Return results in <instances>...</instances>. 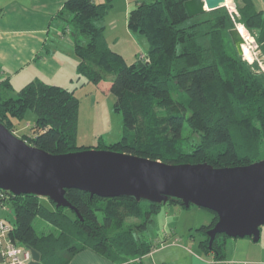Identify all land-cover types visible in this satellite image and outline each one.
<instances>
[{
  "label": "trees",
  "instance_id": "obj_1",
  "mask_svg": "<svg viewBox=\"0 0 264 264\" xmlns=\"http://www.w3.org/2000/svg\"><path fill=\"white\" fill-rule=\"evenodd\" d=\"M184 1L142 0L129 9L128 28L146 36L149 45L130 63L103 37L106 2L64 0L58 12L75 36L77 79L97 84L111 76L106 82L123 122L117 141L79 145L78 97L72 89L38 78L15 96L0 94V123L13 131L12 118L31 110L33 135L21 138L50 153L96 147L170 164L206 162L214 167L264 160V73L256 60L237 53L228 33L235 23L225 6L189 17ZM237 11L235 20L250 31L264 55V13L251 0H243ZM206 15L212 17L201 19ZM82 35L88 40L80 42ZM0 85L11 87L7 80ZM0 192L6 195L1 204L10 203L13 209L9 236L37 252L42 264H68L83 249L111 263L127 262L153 248L144 232L162 205L185 207L172 197L165 203L133 196L90 197L69 188L64 196L75 211L36 194ZM216 220L213 212L212 220L197 230L205 233L200 246L222 258L226 235L218 234L211 247L206 235Z\"/></svg>",
  "mask_w": 264,
  "mask_h": 264
},
{
  "label": "water",
  "instance_id": "obj_2",
  "mask_svg": "<svg viewBox=\"0 0 264 264\" xmlns=\"http://www.w3.org/2000/svg\"><path fill=\"white\" fill-rule=\"evenodd\" d=\"M225 0H185L189 17L225 6ZM239 55L246 41L237 26L228 30ZM93 195L133 196L165 203L169 197L215 212L206 232L208 246L218 234L259 237L264 225V160L246 165L214 167L203 163L170 164L127 152L83 148L50 153L27 143L0 123V189L13 195L36 194L56 206L76 209L65 190Z\"/></svg>",
  "mask_w": 264,
  "mask_h": 264
},
{
  "label": "crops",
  "instance_id": "obj_3",
  "mask_svg": "<svg viewBox=\"0 0 264 264\" xmlns=\"http://www.w3.org/2000/svg\"><path fill=\"white\" fill-rule=\"evenodd\" d=\"M251 1L255 8L260 4L257 0ZM63 3L64 0H11L5 5L0 4V38L7 40L6 34L19 36H26V33L39 34L33 38L34 46L27 49V53L26 50L23 52L24 57L8 62L7 66L13 69L12 72H8L1 59V57L5 58L8 52L0 41V82L7 80L12 87L11 80L22 72L23 78L31 77L29 81L38 78L50 84L68 87L75 93L73 84L79 81L76 77L79 57L74 50L75 36L71 25L67 23L63 27L58 18ZM9 6H11L10 11L7 12ZM256 9L264 13V5ZM55 18L58 20H54ZM51 28L54 29L53 33L50 32ZM25 43L26 40L23 43L24 47H26ZM29 66L35 70L32 76L29 75V71H25ZM173 209H176L175 205L164 204L157 211L158 216L165 218L166 214H169L168 211ZM201 215L195 219V222L192 219L191 223H188L190 243L177 237V225L174 223L169 224V231L163 230L161 236L151 239L153 248L140 260L111 263L91 249H83L77 252L68 264H264V225L259 227L257 240L249 236H225L224 255L222 258H217L212 250H205L200 246L205 233L198 231L197 228L201 224L209 223L213 218L210 213H201ZM192 230H196L198 234H193ZM197 238L199 240L195 244ZM0 264H2L1 255ZM27 264H42L37 252L31 251V259Z\"/></svg>",
  "mask_w": 264,
  "mask_h": 264
},
{
  "label": "rangeland",
  "instance_id": "obj_4",
  "mask_svg": "<svg viewBox=\"0 0 264 264\" xmlns=\"http://www.w3.org/2000/svg\"><path fill=\"white\" fill-rule=\"evenodd\" d=\"M10 1L11 0H0V4L5 5ZM95 1L101 2V0ZM137 1L139 0L102 1L108 4V10L101 21V24L103 25V37L108 47L111 50L119 53L128 63L136 60L139 56H141V54L146 52L149 46L146 36L139 33L138 31L129 29L127 26V12L130 8L135 6ZM143 1L150 2L152 0ZM257 2H260V4H257L256 8H258L260 5H264V0H257ZM225 3L227 4L225 8L233 18L235 26H241L245 28L243 24H240L234 18V16H238L237 8L243 4V0H225ZM231 7L234 8L231 9ZM10 8L11 6L7 8V12L10 11ZM234 9H236V12L232 11ZM211 17L212 15H206L202 16L201 19L206 20L210 19ZM58 18L60 19L59 21L62 23V26L65 27L67 25V21L62 19L61 17ZM58 18H55L54 20H58ZM245 30L251 37V39H248L249 50L248 52H246V57L245 55L242 57L247 59L249 62L256 60L260 67V70L262 71V73H264V55L258 48L254 36L248 29L245 28ZM50 32L53 33L54 29L51 28ZM6 35L8 37V41L3 38H0V41L7 48L6 51L8 53L5 55V58L1 57V59L3 60V64L7 68L8 72H12L13 69H11L9 65L7 66L8 62H10L12 59L15 60L16 58H19L21 56L24 57L23 52L26 50L27 53V49L34 46L35 41L33 40V38L37 37V35L39 34L26 33V36H19L18 34ZM25 40L26 47L23 46ZM78 40L80 42H85L86 40H88V36H79ZM248 54L250 56H248ZM25 71H29L30 76L35 74L33 73L35 70H33L32 66H29ZM25 71L23 73H25ZM108 77L111 76L107 75V79L105 78L97 84L92 81L82 82V79H80L75 85L73 84V86L75 87L74 94L79 99L77 142L83 147L97 145L98 143H112L120 139L123 134L122 113L114 109L113 103L115 100V95L109 89V84H107L106 82L109 79ZM30 79L23 78V74L21 72L20 74L15 75L11 80V82L13 83L12 87H2V85H0V94L4 97L15 96L19 88ZM34 118V113L29 109L25 110L20 117H13L12 120L14 129L12 132L18 137H22L23 134H27L28 137L32 136L33 134L31 131V127L34 122ZM27 136H25L24 138H26ZM2 195L6 196L0 192V198L2 197ZM46 199L47 197L43 199V201H45ZM46 203H49V201L47 200ZM171 204L175 205L176 209H173V211H168L169 214H166L165 218L164 216H158L159 212H155L153 214V221L148 224V228L144 232V237H146L148 240L157 239L162 235L163 230H170L169 224L175 223L177 225V237L184 242L190 243L191 241L188 240L190 236L189 230L187 229L188 223H191L192 219H194L195 222V219L202 216L201 213H210L211 215H213V212L210 209L194 204H191L186 208H182L177 203H169L165 205L168 206ZM0 219L6 222H10L13 219V209L10 203L1 204L0 202ZM191 232L193 234H198L196 230H192ZM198 240L199 239L197 238L195 244L198 243ZM143 255L132 258L129 261L140 260Z\"/></svg>",
  "mask_w": 264,
  "mask_h": 264
},
{
  "label": "built area",
  "instance_id": "obj_5",
  "mask_svg": "<svg viewBox=\"0 0 264 264\" xmlns=\"http://www.w3.org/2000/svg\"><path fill=\"white\" fill-rule=\"evenodd\" d=\"M233 8L234 7H231V9ZM232 11L236 12V9ZM245 40L246 43L249 44V41H247L248 39ZM9 230V224L0 219V255L2 258V264H27L31 259V249L16 243L9 236Z\"/></svg>",
  "mask_w": 264,
  "mask_h": 264
},
{
  "label": "bare ground",
  "instance_id": "obj_6",
  "mask_svg": "<svg viewBox=\"0 0 264 264\" xmlns=\"http://www.w3.org/2000/svg\"><path fill=\"white\" fill-rule=\"evenodd\" d=\"M237 28L239 29V32L243 35L244 39H251V37L247 34L245 28H243V27H241V26H239V27H237ZM247 41H249V40H247ZM243 50H244V52H245L244 55H245V57H246V52H248V50H249V46H248L247 43L244 44V46H243ZM248 56H250V55L248 54Z\"/></svg>",
  "mask_w": 264,
  "mask_h": 264
}]
</instances>
